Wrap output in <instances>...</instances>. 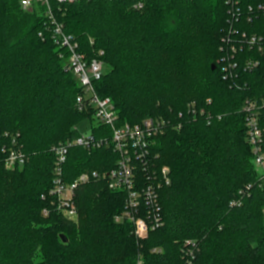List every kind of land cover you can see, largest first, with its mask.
Returning <instances> with one entry per match:
<instances>
[{
  "label": "trees",
  "instance_id": "1",
  "mask_svg": "<svg viewBox=\"0 0 264 264\" xmlns=\"http://www.w3.org/2000/svg\"><path fill=\"white\" fill-rule=\"evenodd\" d=\"M259 4L50 2L86 58L104 62L94 87L114 103L117 125L165 122L149 163L168 167L171 181L159 189L161 226L140 242L132 223L115 220L126 194L103 177L120 158L111 147L70 148L67 182L84 172L102 176L77 187L76 220L57 210L53 147L77 137L82 120L96 137L112 130L77 108L82 89L65 70L67 52L53 38L46 6L29 11L20 0H0V264H184L192 249L190 264H264V180L245 121L254 103L264 131V50L249 44L255 36L264 44ZM9 147L23 152V167L5 166ZM136 164V181L146 182L148 170Z\"/></svg>",
  "mask_w": 264,
  "mask_h": 264
},
{
  "label": "built area",
  "instance_id": "2",
  "mask_svg": "<svg viewBox=\"0 0 264 264\" xmlns=\"http://www.w3.org/2000/svg\"><path fill=\"white\" fill-rule=\"evenodd\" d=\"M60 4L75 3L81 0H54ZM51 0H20L21 6L29 11H33L36 5L46 6L47 16L50 19V27L53 38L59 47L67 52L65 70L71 72L79 82L82 92L76 99V105L79 111L88 112L93 110L95 123L108 126L112 130L110 137L102 135L96 137L94 134L84 135L79 133L75 138L61 142L53 147L55 154L54 181L50 194L54 197L53 203L57 210L67 219L75 220L78 215V209L75 201L76 189L80 184H84L91 178H101L97 172H84L76 180L69 183L65 180L64 166L67 163L69 150L72 146L84 148L86 150L100 149L104 146L111 147L120 158L116 167L103 174L108 181V188L124 192L126 194L125 206L123 211L116 216V222H130L135 226L138 236L144 238L148 236L151 230L161 226V207L159 204V189L163 185L170 184L169 168L164 166L161 170L155 169V163L150 157L151 148L154 144V137L162 132L164 121L148 118L141 123L130 125H117L118 113L116 107L110 98H101L95 91L94 82L100 80L104 73V62L100 59L88 60L84 53L80 51L79 43L64 31L63 25L57 22L52 14L50 7ZM233 7L239 3V0H228ZM141 3L137 7H141ZM258 9L264 12V4H259ZM234 17H237L238 11L231 9ZM41 35V34H40ZM245 37V35H244ZM249 44L259 46V50H264L263 39L252 37ZM231 51L235 52L233 45ZM102 54V53H101ZM64 56V53H61ZM248 67L255 64L248 63ZM235 66V65H234ZM193 110V105L191 106ZM245 121L248 132V141L252 146L255 162L258 165L263 164V134L264 131L259 125L257 116V106L248 102L245 107ZM78 131V130H77ZM110 138V139H109ZM16 144V141H13ZM6 152L5 166L14 168L26 163V157L19 148H4ZM150 157L151 159H149ZM139 162L148 170V180L137 182L135 179L136 163ZM238 202V201H237ZM237 202H232L237 205ZM239 203V202H238ZM48 215V210H44Z\"/></svg>",
  "mask_w": 264,
  "mask_h": 264
},
{
  "label": "rangeland",
  "instance_id": "3",
  "mask_svg": "<svg viewBox=\"0 0 264 264\" xmlns=\"http://www.w3.org/2000/svg\"><path fill=\"white\" fill-rule=\"evenodd\" d=\"M52 1V0H51ZM77 128L79 129V131H80V133L81 134H84V135H90V134H92V128H91V126L89 125V123L87 122V121H84V120H82V121H80L78 124H77ZM262 157H263V164L262 165H258L256 162H255V158H254V162H255V164H256V166H257V170H258V172L261 174V178H263V180H264V151H263V154H262ZM56 159V158H55ZM24 165H22V166H19V167H14V168H9V169H15V168H21V167H23ZM54 168H55V166H54ZM64 174H65V166H64ZM53 186V185H52ZM52 189V188H51ZM234 202V201H233ZM237 202V201H236ZM239 202V203H238ZM237 202V204H240V201H238ZM76 205H77V203H76ZM77 209H78V206H77ZM78 215H79V209H78ZM78 215H77V217H76V219L78 218ZM75 219V220H76ZM133 225V224H132ZM133 234H134V236H135V238L138 240V241H140V242H142V241H144V240H146L147 238H148V236H149V234H150V232H149V234H148V236L146 235V236H144V238H141L140 236H138L137 234H136V231H135V226L133 225ZM190 242H192V241H187L186 243H190ZM192 251H193V249H192ZM190 252V254H189V259H186V261H185V263L184 264H190V263H188L189 261L190 262H192L191 260V258H192V256H193V252ZM189 260V261H188ZM138 264H140V262L138 263Z\"/></svg>",
  "mask_w": 264,
  "mask_h": 264
},
{
  "label": "water",
  "instance_id": "4",
  "mask_svg": "<svg viewBox=\"0 0 264 264\" xmlns=\"http://www.w3.org/2000/svg\"><path fill=\"white\" fill-rule=\"evenodd\" d=\"M61 239H62L63 242H67L68 241L67 237L64 236V235H61Z\"/></svg>",
  "mask_w": 264,
  "mask_h": 264
}]
</instances>
